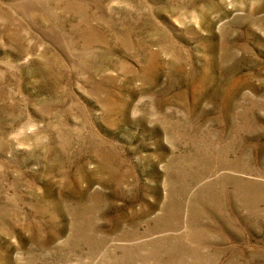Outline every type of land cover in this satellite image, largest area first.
I'll use <instances>...</instances> for the list:
<instances>
[{
  "label": "rangeland",
  "instance_id": "374dc122",
  "mask_svg": "<svg viewBox=\"0 0 264 264\" xmlns=\"http://www.w3.org/2000/svg\"><path fill=\"white\" fill-rule=\"evenodd\" d=\"M0 264H264V0H0Z\"/></svg>",
  "mask_w": 264,
  "mask_h": 264
}]
</instances>
